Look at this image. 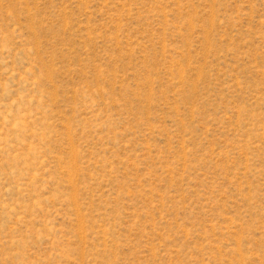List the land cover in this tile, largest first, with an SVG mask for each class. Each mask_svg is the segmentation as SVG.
Listing matches in <instances>:
<instances>
[{
  "label": "rangeland",
  "instance_id": "rangeland-1",
  "mask_svg": "<svg viewBox=\"0 0 264 264\" xmlns=\"http://www.w3.org/2000/svg\"><path fill=\"white\" fill-rule=\"evenodd\" d=\"M0 264H264V0H0Z\"/></svg>",
  "mask_w": 264,
  "mask_h": 264
}]
</instances>
